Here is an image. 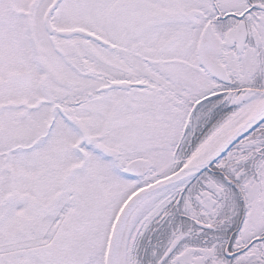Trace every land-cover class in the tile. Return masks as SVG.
Returning a JSON list of instances; mask_svg holds the SVG:
<instances>
[{
  "label": "snow or ice",
  "instance_id": "1",
  "mask_svg": "<svg viewBox=\"0 0 264 264\" xmlns=\"http://www.w3.org/2000/svg\"><path fill=\"white\" fill-rule=\"evenodd\" d=\"M0 264H264V0H0Z\"/></svg>",
  "mask_w": 264,
  "mask_h": 264
}]
</instances>
